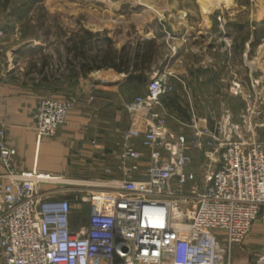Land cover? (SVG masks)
Segmentation results:
<instances>
[{"label":"crops","instance_id":"0c3cea01","mask_svg":"<svg viewBox=\"0 0 264 264\" xmlns=\"http://www.w3.org/2000/svg\"><path fill=\"white\" fill-rule=\"evenodd\" d=\"M91 1L94 5L96 0ZM97 1L95 4L102 6H90L88 1L78 4L88 8L74 12L76 20L68 30L58 26L61 38L56 45L57 75L46 71L41 77L48 78L31 81L17 66L30 53L40 58L39 73L47 69L45 33L31 40H16L5 57H0V127L4 130L2 141L15 151L12 170L36 168L62 177L53 187L56 195L78 192L82 186L106 190V185L123 178L120 161L125 135L129 129L144 132L150 123L148 111L136 107L134 99L145 93L152 76L173 86L151 108L163 118L165 132L189 137V124L205 117L208 106L217 110L218 102L228 106L223 86L229 78L218 62V43L224 44L218 39L219 11L230 15L225 24L230 43L226 41L225 45L229 43L232 50L231 73L236 72L234 78H243L246 90L249 79L260 76L264 89V0ZM67 31L86 37L81 50L96 64L87 61L88 69L80 66L81 58L73 50L79 41L73 36L75 42L68 52ZM51 75L63 82L54 81L60 84L47 87L53 82L49 80ZM61 83L63 90L57 89ZM45 97L70 98L72 102L55 134L37 139L32 113ZM230 107L239 111L243 102ZM261 135L264 139V131ZM126 142L142 157L127 159L125 164L135 179H143L149 149L139 138ZM4 171L0 166V173ZM195 171L199 173L200 169ZM258 217L264 219V206ZM260 223L256 220L252 224L242 242L244 246L256 241V233L264 232ZM81 224H86V217L73 213L70 227L77 229Z\"/></svg>","mask_w":264,"mask_h":264},{"label":"built area","instance_id":"2783aa9c","mask_svg":"<svg viewBox=\"0 0 264 264\" xmlns=\"http://www.w3.org/2000/svg\"><path fill=\"white\" fill-rule=\"evenodd\" d=\"M236 81L228 88L233 95L242 92ZM250 81L244 111L252 119L241 120L247 122L246 138L227 109V116L218 117L211 106L205 117L191 121L187 137L165 132L163 118L151 109L173 89L152 76L134 99L148 111V129L128 130L120 161L124 176L106 190L82 186L73 196L56 195L53 187L62 177L36 168L12 170L15 151L2 141L0 127L2 264H219L226 245L243 242L264 206V141L253 122L255 101L263 99L255 90L259 81ZM71 102L40 99L32 113L37 139L55 134ZM129 138L149 149L143 179L125 164L142 157ZM191 151L201 155L199 173L189 169ZM73 212L85 216L86 224L72 229ZM255 264H264V247Z\"/></svg>","mask_w":264,"mask_h":264},{"label":"rangeland","instance_id":"374dc122","mask_svg":"<svg viewBox=\"0 0 264 264\" xmlns=\"http://www.w3.org/2000/svg\"><path fill=\"white\" fill-rule=\"evenodd\" d=\"M20 1L21 0L15 1L17 2V5L14 8L12 7L13 3L11 2V0L9 1L10 3L7 4L5 3L4 0H0V57L1 58L5 57L6 50L9 47H11L13 45V42H15L16 40L21 41V40L34 39L35 38L34 36L42 35L44 33L43 30L46 29L47 30L46 38L48 40L47 57L49 56L46 62L47 69L42 70L39 73V66L37 63L41 62L40 58L35 55H31L30 53L27 56V59L24 60L22 59V61L19 60L18 64L20 65L17 66L20 67L23 77L31 81H40V77L46 71L49 73V75L51 74V72L52 73L54 72L53 74L57 75V72L55 71L54 68L55 67L54 64L56 63L55 55H57L58 53V48L56 47V45H58L57 42H59V39L61 38L60 36L61 30L60 27L58 26L61 25L64 28V30H68L71 27V24L76 20V17L74 16V12H76L78 8H88L87 5H84L83 7V6H79L78 4L83 5L86 4L85 1H88L90 6L98 7V6H102V3L95 4L97 0L95 1L94 5L91 0H35V2L32 4L30 9L25 13V15H23L21 18L14 19L12 16H10V14L14 9L18 7ZM239 1H243V0H239ZM219 8L220 7H218V11ZM229 16H230L229 14H224L221 11L218 12V39L219 40L221 39L224 42L223 46H219L218 43V55H219L218 57H221L218 62L222 68H225L227 72L226 74H228V78H229L226 80L227 86H223V88H226V91H224L223 93L224 94L223 99L227 101L228 99L232 98L233 100L232 104H236V101L238 100V102L240 103L243 102V107L240 108L239 111L237 110L236 112H234L230 107L231 104L229 101H228L229 103L227 102L228 106L226 107L225 106L223 107L222 105H220V102H218V117L220 115L227 116L229 114L231 121L233 123L236 124L240 123L241 126L239 132L244 138H246L247 122L243 123L241 120L252 119V117L250 116V112L249 111L247 112L246 110L244 111V108L246 106L245 104L247 103L244 99V93L250 89V86L249 89L247 90L244 89L242 87L243 78L242 77L238 79L234 78L235 77L234 74L236 72L233 71V73H231V69H232L231 67L232 60L230 54L231 48L225 46L226 41L230 43V38L228 37L229 33L227 32L225 26ZM40 23L42 25L41 29L39 28ZM2 26L3 27L7 26L6 30L4 31L1 30ZM62 33H65V31H62ZM67 33H69L70 35L71 32L67 31ZM64 35L65 34H63L62 36ZM42 58L41 60L43 61ZM1 61H3V59H1ZM50 65L51 67H49ZM253 78L259 81L257 83V86L255 87V90L256 93L263 99L262 102L260 101V99L255 101L256 104L255 107L253 108V111L256 112L258 111L257 114L253 116V122L259 124L258 126H256L255 124L254 133L256 137H259L264 141L261 135V132L264 131V89L262 88L263 83L262 80L260 79V76H254ZM59 81L63 82L61 79ZM232 81L233 82L236 81L240 83L242 88L241 94L233 95L228 91L229 85L231 84ZM250 82L251 81L249 79V85ZM50 83L51 85L49 84L47 87H53L60 84V83L57 84L54 81ZM68 83L70 85V81ZM62 85L64 84L61 83V85L58 86L57 89L63 90ZM221 102H223V100ZM258 108L261 110L259 111ZM225 109L228 110V114H225ZM192 154L194 158L190 164V167L197 170L200 168L201 155L197 151H194ZM201 169H204V167H202ZM75 193L76 192L68 191L65 194H67L68 196L69 195L73 196V194ZM258 221L261 222L260 223L261 226L264 227V219L258 217L257 222ZM255 236H256L255 239L256 241H253L245 246L243 245V243L239 245H229V244L228 246L226 245L227 252L223 255L222 260L219 262V264H255L258 252L262 247H264V232L263 231L258 232L255 234Z\"/></svg>","mask_w":264,"mask_h":264},{"label":"trees","instance_id":"16d2710c","mask_svg":"<svg viewBox=\"0 0 264 264\" xmlns=\"http://www.w3.org/2000/svg\"><path fill=\"white\" fill-rule=\"evenodd\" d=\"M5 1V3L7 4V3H10L9 1L10 0H4ZM16 0H11V2L13 3V5H12V7H16V5H17V2H15ZM15 2V3H14ZM35 2V0H21L20 1V4L18 5V7L16 8V9H14L12 12H11V14H10V16H12L14 19L15 18H21L23 15H25V13L30 9V7L32 6V4ZM41 23L39 24V28L41 29ZM24 27H26V26H24ZM6 28H7V26H2L1 27V30H6ZM25 29H27V28H25ZM43 32L45 33V34H47V30L45 29V30H43ZM75 35V33H70V35L68 36V47H67V51L69 52V51H71V44H73L74 42H75V40L76 41H79V45L77 46V43H76V47L74 48L73 46V50H75V52L77 53V55L78 56H80V66H82V68L84 67V68H89V64L87 65V61L88 62H90V64H92L93 62L95 63V61L94 60H91V58L89 57V56H87L85 53H84V51H82L81 50V47H82V45L84 44V39H86V37L84 36V37H81V36H74ZM85 35H87L86 33H85ZM73 36H74V38H75V40L73 41ZM35 38H38L39 37V35H37V36H34ZM75 45V44H74ZM83 59V60H82ZM96 64V63H95ZM112 64V63H111ZM93 66V65H92ZM91 66V67H92ZM45 78H48V77H41L40 78V81H43V80H45ZM57 77H55V76H51V78L49 79L50 81H58V80H60V79H56ZM228 101L232 104V98L231 99H228ZM236 104H240L238 101H236Z\"/></svg>","mask_w":264,"mask_h":264}]
</instances>
